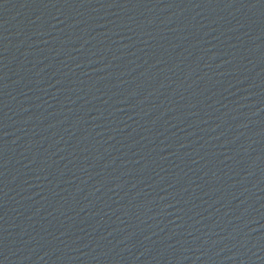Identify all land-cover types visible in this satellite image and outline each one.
<instances>
[{"label": "water", "instance_id": "obj_1", "mask_svg": "<svg viewBox=\"0 0 264 264\" xmlns=\"http://www.w3.org/2000/svg\"><path fill=\"white\" fill-rule=\"evenodd\" d=\"M0 264H264V0H0Z\"/></svg>", "mask_w": 264, "mask_h": 264}]
</instances>
